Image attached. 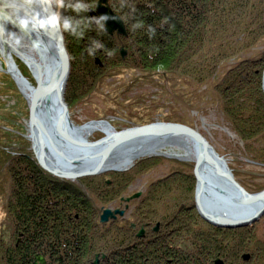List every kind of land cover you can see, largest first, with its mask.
Wrapping results in <instances>:
<instances>
[{"label": "rangeland", "instance_id": "374dc122", "mask_svg": "<svg viewBox=\"0 0 264 264\" xmlns=\"http://www.w3.org/2000/svg\"><path fill=\"white\" fill-rule=\"evenodd\" d=\"M98 1L89 10L91 16L99 17L96 10ZM247 2L244 8L246 11L241 12L242 8H238L235 12L234 10L231 12L232 15L228 16L227 33L223 36V39L221 35H217L219 37L217 40L213 39V45L208 43L205 47V50L210 49L206 60L210 64L212 63L211 58L214 56L216 58L219 57L220 50H224V57L220 58L217 64L218 68L207 73L206 78L195 75L197 72H192L189 75L184 72H176L175 81H170L172 76L169 74L161 78L159 75L151 73L146 78L145 74L140 70L123 65L113 66L110 72L105 70L107 68L103 66L106 72L103 71L104 75L92 76L89 72L90 76H88V71H81L77 75L74 65L72 72L69 69L64 88V101L67 104L71 123L74 126H82L92 121L106 120L115 131L153 122L185 124L198 131L218 155L225 159L235 179L247 192L256 193L264 190V161L260 159V149L264 145V134L252 135L246 140V143L245 139L234 131L222 111L219 95L222 94L226 97L227 92L230 94L231 90L224 91L223 89L221 90L220 86L216 85L221 79V75H224L232 66H235L240 61H251L264 51V31H258V25L256 24L258 19L253 20V14L256 13L255 15H258V18H262L261 20L264 23V0H247ZM120 18L122 19V17ZM229 34L232 36L229 37ZM126 42L129 41L122 40L123 44ZM221 42L223 47L219 50ZM96 54L98 55L99 52L97 51ZM101 54L102 52H100V56ZM112 56L111 53L109 61H111ZM14 59L22 75L35 85V78L31 70L21 59L16 57ZM200 59L201 57H198V54L194 57L193 66L197 69L201 67L199 64ZM0 61L5 66V70H7V62L4 61L3 57L0 58ZM76 61H79V59ZM201 61H203V58ZM96 63H100L99 59H97ZM117 69H120L118 71L120 73H112L117 71ZM159 70L161 68H155V72H159ZM230 70L228 73H233ZM263 75L264 60L261 62L259 74L254 76V79H250L252 81L251 85L261 91L264 99ZM80 81H83L81 82L83 84L86 81V85L80 88L82 85L79 84ZM96 85L100 87L93 91ZM91 87L94 88L91 89ZM245 87L247 88V86ZM28 103L29 100L21 92L14 77L10 73L0 70V145L5 147L6 152L13 151L14 156L27 154L36 159L32 150L31 139L29 138ZM248 106L246 107L247 113L245 112L244 114L249 116L251 112L248 113V111H251V107ZM104 135L101 131H94L89 138L91 141H95ZM246 144L248 150L245 148ZM163 149L166 151V155L138 158L125 171L105 169L95 174L76 178H63L45 171L57 179L66 181L68 183L66 185L71 187V190L75 189L74 192L84 200L85 205L77 204L75 199L72 202L82 210L80 212L82 221L88 220L86 223H90L93 226L92 228H99L98 226L100 225L107 229V224L110 222L111 229L107 231L114 230L113 227L120 226L122 220H127V222L131 220V216L134 215H132V211H137L136 213L139 216L141 214L144 215L146 211L145 215L148 216V220L151 222L149 225L153 226V228L157 226V229L161 231H165V229L170 227V224H173L172 221L171 223L166 221L165 217L169 218V215L173 216L176 213L189 216L191 226L194 223L202 227L207 226L206 224L214 225L201 216L195 205L196 179L193 171L194 159L184 158L186 152L175 139H172ZM146 163L150 164L146 165ZM120 175L128 176L125 184H120L116 190H111L108 184L110 178L114 181H119ZM159 180H165L163 183L168 185V190L165 191L164 188L162 190H160V187L158 188L157 191L160 194H158L159 196L155 194V197H158V201L155 202L154 208H152L153 205L149 204L148 198L144 199L143 197L147 189ZM183 182L192 185V192L184 193ZM1 183L0 238L4 243L9 244L11 242L15 244L20 241L22 235L19 234L17 236V231L13 235L8 234L10 232L8 225L12 222L9 217L11 213L7 211L9 182L2 178ZM64 192H66L65 189L62 192H58V194L62 196ZM66 193L73 199L71 193ZM138 194L140 198L133 197ZM154 199L156 201V198ZM136 203H139V206L134 209ZM126 204H128V208L123 219L121 218L122 214L115 213V210L123 213ZM106 209L114 217H109L105 222L100 220V224L97 225L98 217L101 218L103 210ZM150 226L149 229L151 228ZM127 227L131 229L129 225ZM136 227L138 228V226ZM238 227L243 228V232L237 235L239 238L234 242L237 249L235 251L233 249L232 253L236 255V260H241V262L237 261L238 263L235 262V264H264V212L253 222ZM220 228L226 229L228 227ZM152 234L154 235L155 232L151 231ZM229 235L231 233H225L224 236L228 238L225 241L233 240L232 236L230 237ZM97 236H100V234ZM139 237L142 238L143 236L139 235ZM185 238V235L182 234L177 240L183 241ZM167 239V237H162V243L163 241L164 243L172 241L171 238ZM159 242L158 245L162 247L161 241ZM93 245H95V242ZM140 246L141 244L138 243L134 246V249H138ZM229 249L231 250V248ZM93 251L91 250V252ZM95 253L93 252V255L90 256L92 263L95 261L94 255L99 256V253ZM232 258L233 256H228V259H225L230 261ZM100 259L101 257L97 260ZM114 260L115 258L112 257V261ZM215 260L216 258H214L213 264H215ZM220 260L226 264L223 258H220ZM0 264H5L1 258ZM36 264H40V262L37 261Z\"/></svg>", "mask_w": 264, "mask_h": 264}, {"label": "trees", "instance_id": "16d2710c", "mask_svg": "<svg viewBox=\"0 0 264 264\" xmlns=\"http://www.w3.org/2000/svg\"><path fill=\"white\" fill-rule=\"evenodd\" d=\"M96 1L87 0V3L93 8ZM108 1L111 9L122 17L127 35L111 36L97 30L95 26L85 33L82 40L63 33L70 56V71L72 72L75 65L74 70H77V75L81 71H88V76H90L89 72L98 75V65L94 64L93 56L88 55L85 50L89 39L95 38L105 45L101 56V50H98L99 54L96 56L102 57L104 61V58L110 56L108 55L110 52L114 59L116 57L120 60L119 47L122 46L127 50L125 57L121 59V65L140 70L146 78L151 73L161 78L169 74L172 76L170 81H175L176 72H184L188 75L197 72L195 75L206 78L207 73L218 68L217 64L220 58L224 57V50H220L223 47L221 42L219 57H212L210 64L206 61L210 49L205 50V47L208 43L213 45V39L217 40L219 37L217 35H221L223 39L227 33L228 16L238 8H242L241 12L246 11L244 8L248 3L247 0H125V5L121 7V0ZM243 2L245 3L242 4ZM255 14L253 20L258 19L256 23L258 31H264L262 18H258ZM85 15L91 16L89 11ZM138 22L142 27L135 28L134 25ZM149 25L156 30L151 37L148 33ZM231 36L229 34V37ZM122 40L129 42L123 44ZM197 54L204 61L203 63L200 59V69L193 66ZM77 59L79 61H76ZM263 60L264 51L251 61H240L232 66L231 70L229 69L233 73L229 74L228 70L216 83L221 90H231L230 94L227 92L226 97L219 94L222 111L234 131L245 141L252 135L264 134V99L261 91L251 85L250 80L261 71ZM106 61L107 59L102 68L105 66L107 68L105 70L110 72L112 67H109ZM157 67L161 68L159 72H155ZM104 68L102 75L106 73ZM81 82L83 81L79 83L82 84L80 88L86 85V81L84 84ZM247 106L251 107V111H248L251 112L249 116L244 114L247 113ZM245 148L248 150L247 144ZM261 148L260 159L264 161V145ZM148 164L150 163H146ZM120 176L119 181L116 180L118 182L110 178L108 184L111 190H116L118 185L125 184L128 176ZM2 178L9 182L7 211L11 213L9 217L12 222L8 225L10 231L8 234L13 235L17 231V236L22 235L20 241L15 244L4 243L0 238V258L5 264H29L35 260L37 254L46 258L47 264H80L78 255L75 257L69 254V243L61 240L65 235L62 230L93 227L90 223H86L88 220L82 221L80 218L82 210L72 202L75 199L77 204L85 205L84 200L74 192L75 189L71 190V187L66 185L68 184L66 181L57 179L42 169L34 157L27 154L14 156L13 151L6 152L5 147L0 145V186ZM163 182L165 180L155 182L144 194L143 198H148L149 204L153 205L152 208L158 201V197H155V194H160L158 188L168 190V185ZM183 186L184 193L192 192V185L183 182ZM64 189L73 195V199L66 192L62 196L58 194ZM169 219V222L173 223L168 228L171 242L162 243L161 237L159 241L162 247L158 245L159 241H155L145 247L126 250L112 245L106 250L107 258L104 264H213L214 258H223L226 264L241 262L236 260L232 250L237 249L234 242L239 238L237 235L243 232V228L225 229L211 224L202 227L197 223L191 226L189 216L179 213L169 216ZM110 224V222L107 224V229H111ZM116 227L118 229V226ZM116 227H113L112 231H115ZM225 233H231L229 236H232L233 240L225 241L228 240L224 236ZM182 234L186 238L183 241L177 240ZM228 256L233 258L227 261ZM112 257L115 258L114 261Z\"/></svg>", "mask_w": 264, "mask_h": 264}, {"label": "water", "instance_id": "95a60500", "mask_svg": "<svg viewBox=\"0 0 264 264\" xmlns=\"http://www.w3.org/2000/svg\"><path fill=\"white\" fill-rule=\"evenodd\" d=\"M96 9L99 16H107L108 19L104 21V30L109 34L117 32L120 35H126L125 27L122 19L119 15L115 14L107 4V0H99L97 2ZM6 30L19 33V29L13 24L8 23L4 25ZM39 35L45 41L46 44V53L50 56L51 67L47 77H42L40 72V66H36L38 70V75L33 76L35 78V85L32 88L31 95L29 98V119L28 125L30 130L29 137L31 138L32 150L36 157L38 164L44 168V170L52 173L55 176L63 178H76L83 175L95 174L100 171L105 170L102 167L103 161L101 160L93 167H87L84 170L76 171H65L62 170V167L53 165L50 163V158L48 156V150H46V145L42 140L45 137L49 140V144L54 152H56L63 160L67 161L69 164H74L78 162L79 159L70 160L65 156L59 149L54 146L50 140L48 131L43 122L38 118L40 114L45 115L47 118L49 116V104L54 105V100L57 99L58 104L54 105L57 109V118L51 123L53 129L58 133L64 140L75 144L78 148L84 149H99L100 146L109 145L113 147L116 144L127 143L133 144L138 140L148 139V140H160L167 138H174L178 136H187L189 137L194 144L195 149V161H194V175L196 178V193H195V205L198 209V212L201 216L208 221L219 227H238L246 225L250 222L256 220L264 212V190L256 193H249L245 188L235 179L232 171L227 166L225 159L222 156H219L210 143L196 130L193 128L175 122H153L150 124H144L139 126H132L124 128L118 131L113 130L111 133H104L105 135L95 141L91 142H81L77 139L68 135L63 129V121L66 119L70 122L72 127L74 126L68 115L67 104L64 101V88L65 83L68 78L70 62L69 55L65 46L64 36L56 28H46L41 30ZM35 35L32 34V38ZM7 40V43L5 42ZM15 38H9L7 36H0V58L7 56L6 54L12 52L16 56L24 60L16 48L25 44L29 41V38L26 36V33H20V44L17 45L14 42ZM10 45V46H9ZM121 55L124 56L126 51L123 48H120ZM6 58H4L5 60ZM20 72V71H19ZM33 72V71H32ZM25 78V77H24ZM46 111L48 112L46 114ZM107 122V121H104ZM108 123V122H107ZM111 127V126H110ZM53 144V145H52ZM91 148V149H90ZM101 151V149H100ZM205 168L207 173H210L216 178V180L222 181L225 189L217 188V192L221 191L223 195L231 197L236 203L244 206V211L241 213V216H236L239 219H232L228 216H222L219 213H216L214 216L208 214L202 207L200 202V196L204 188V180L202 177L201 169ZM215 189V188H214ZM139 195V194H138ZM138 195L133 197H138ZM115 213L122 214V211L115 210ZM111 215V216H110ZM239 215V214H238ZM109 217H114L112 213L106 209L103 210L100 220L102 222L107 221ZM154 229H157L155 226ZM142 232L139 233L141 235ZM39 261L44 263V258L40 255L35 256L33 263ZM215 264H224L220 258H216L214 261Z\"/></svg>", "mask_w": 264, "mask_h": 264}, {"label": "bare ground", "instance_id": "6f19581e", "mask_svg": "<svg viewBox=\"0 0 264 264\" xmlns=\"http://www.w3.org/2000/svg\"><path fill=\"white\" fill-rule=\"evenodd\" d=\"M16 49L20 53L19 55H21L24 60L10 52L6 54L7 56L4 57L6 58L4 61L7 62V70H5V66H3L1 61L0 70L10 73L14 77L17 85L21 89V92H23V94L29 100L34 85L27 78H24L21 72H19L20 70L14 57L21 59L29 68V70H31V72L33 71L32 73H34L35 76L40 73L43 78L47 77L52 62L50 61V56L46 53V44H43L40 50L34 51L29 46L28 41ZM36 66L41 67L39 73ZM64 85L66 86V83ZM53 100L54 105H57V99ZM54 105L52 103L49 104V107H51L48 110L50 118H47L45 115L43 116V114H40L41 116H38V118L46 126L50 140L52 141L54 146H56L59 151H61L65 156L71 158L70 160L79 159L78 162L69 164L52 150L51 145L49 144V140L44 136L42 140L46 145V150H48L50 163L59 167V169L62 167V170H68L70 172H74L76 170H84L87 167H93L95 164L102 160V167L105 169L125 171L129 169L134 164V161L138 158L145 156L166 155L167 153L163 148L166 147L172 139L177 140L180 146L184 148L186 152L184 158H190L192 160L194 159L195 161L196 152L194 149V144L193 141L187 136H178L167 139L160 138V140L142 139L133 142V144L119 143L114 145L113 147H110L109 145H103L100 146L99 149L90 148L91 150L78 148L77 145L71 144L70 142L64 140L58 133L54 131L53 126H51V123L53 124L58 115L56 113L57 111L53 110L57 109ZM48 112L46 111V114ZM62 125L64 131H66L68 135L81 142H91V139L89 137L94 131H101L102 133L113 132V128L104 121H92L80 127H72L70 122L65 119ZM201 171V175L205 183L203 192L200 196V202L203 209L208 214H211L213 216L216 213H219L222 216H228L232 219H239L236 216H241V213H243L244 211V206L236 203L231 197L223 195L221 191L217 192L216 187L218 186L225 189L222 181L216 180L211 172L207 173L205 168H202Z\"/></svg>", "mask_w": 264, "mask_h": 264}, {"label": "clouds", "instance_id": "9594fccd", "mask_svg": "<svg viewBox=\"0 0 264 264\" xmlns=\"http://www.w3.org/2000/svg\"><path fill=\"white\" fill-rule=\"evenodd\" d=\"M124 5L125 0H121V7ZM90 9L92 7L87 0H0V36L14 37V42L19 45L20 33L24 32L29 38V46L34 51L40 50L45 43L39 33L46 28H56L61 34L67 33L82 40L85 33L94 26L103 31L104 21L108 19L107 16L85 15ZM8 23L17 27L19 33L6 30L4 25ZM134 27H142V24L138 22ZM155 31L151 25L148 26L150 37ZM32 34L35 38H32ZM5 42L7 43V40ZM104 48L105 45L101 41L90 38L85 50L88 55L94 57L98 50Z\"/></svg>", "mask_w": 264, "mask_h": 264}, {"label": "flooded vegetation", "instance_id": "af4514ba", "mask_svg": "<svg viewBox=\"0 0 264 264\" xmlns=\"http://www.w3.org/2000/svg\"><path fill=\"white\" fill-rule=\"evenodd\" d=\"M107 4L110 7L108 0H107ZM110 9H111V7H110ZM124 27H125V25H124ZM103 31L106 34L111 35V36L114 34H116L117 36H126L127 35V34L126 35H120V34H117V32L109 34L105 30H103ZM120 48H123V47L122 46L119 47V52H120ZM123 49L125 51L127 50L125 48H123ZM101 52H102V50H101ZM119 54L121 55V52ZM125 55L124 56L121 55L120 60H118V58H116V57H115V59H114V57H112L111 61H109L110 60L109 56L107 58H105L104 61H102L103 59L101 57L95 55L93 57V62L96 65L99 64L98 65V67H99L98 75H102V64H104L106 59H107V61H106L107 65L109 67H113V66L121 65V63H122L121 59L124 58ZM97 59H99L100 63H96ZM69 61H70V58H69ZM70 67H71V64H70ZM119 70L120 69H117V71H113L112 73H115V74L120 73V72H118ZM92 76H95V72ZM99 87L100 86L96 85L95 89L93 91L97 90ZM92 88H94V87H91V89ZM136 198H140V195ZM138 206H139V203H136L134 206V209H136V207H138ZM127 208H128V204L125 205V210L122 213L121 218H123V219L125 218L124 216H125V213L127 211ZM136 212L137 211H134V212L132 211V215L133 214L134 215L131 216V220L129 222H127V220H124V221L122 220L121 225L118 226V229H115V231H112V230L107 231L108 229L102 228L99 225L100 224V219H99L100 217L97 216L98 217V224L97 225H99L98 226L99 228L95 227V228H91V229H89V228L88 229H85V228L81 229L80 228V229L62 230V232L65 233V235H64V238L61 240H65L67 243H69V245H70V247L68 249L69 254H71L72 256H75V257L78 255L77 258L80 259V261H81L80 264H104L105 259L107 258L106 250H108L112 245H116L121 250H126V249H134V246L137 245L138 243L141 244L142 247H145L148 244H153V242L159 241L161 237H164V235H165V237L168 238L167 240H169V230L168 229H165V231H161L160 229H154L155 227L153 228V226L151 227L149 225V224H151V222H150V220H148V217H146V215H145L146 211H145L144 215L141 214L140 216L137 215ZM130 214H131V212H130ZM145 218H146V220H145ZM169 220L170 219L167 218V221H169ZM146 221H149V222H146ZM128 225L130 226L131 229L127 228ZM136 226H138V228ZM149 226L151 227L150 229H149ZM151 231L155 232V234H154L155 236L153 234L151 235ZM112 232H114V233H112ZM140 232H142L141 233V235L143 236L142 238L139 237ZM77 233H78V235H77ZM108 233H109V235H108ZM99 234H100V236H97ZM139 239H142V240H139ZM85 242H86V245H85ZM94 242H95V245H93ZM113 242H116V243L114 244ZM166 243H169V241H166ZM90 244H92V245H90ZM91 250H94L93 252H96L95 254L99 253V256L94 255V258H95L94 262L95 263L94 262L92 263L91 262L92 260L90 259V256L93 255V252H91ZM79 253L80 254L83 253L82 254L83 256L80 255ZM37 255H39V254H37ZM99 257H101V259L97 260V259H99ZM40 264H42V263H40ZM44 264H47L46 258H44Z\"/></svg>", "mask_w": 264, "mask_h": 264}]
</instances>
